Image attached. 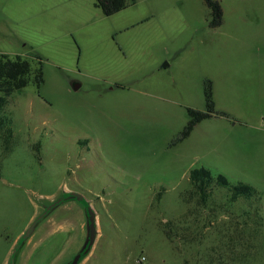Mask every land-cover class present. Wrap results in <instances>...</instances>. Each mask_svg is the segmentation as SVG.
Returning a JSON list of instances; mask_svg holds the SVG:
<instances>
[{"label":"rangeland","instance_id":"rangeland-1","mask_svg":"<svg viewBox=\"0 0 264 264\" xmlns=\"http://www.w3.org/2000/svg\"><path fill=\"white\" fill-rule=\"evenodd\" d=\"M219 1L213 27L205 0H135L110 16L96 0H0L13 118L0 138V264L64 187L99 217L83 264H264V0ZM202 166L257 193L233 201L214 185L202 203L189 177ZM60 217L22 264L68 252L80 226Z\"/></svg>","mask_w":264,"mask_h":264},{"label":"water","instance_id":"water-1","mask_svg":"<svg viewBox=\"0 0 264 264\" xmlns=\"http://www.w3.org/2000/svg\"><path fill=\"white\" fill-rule=\"evenodd\" d=\"M70 84L74 90L81 87V82L78 80H72ZM61 215H69L76 219L81 234L74 240L68 252L62 255L57 262L58 264L85 263L93 253L101 233L98 213L93 201H89L77 191L64 187L55 197L39 202L38 212L17 239L6 264H22L29 246L35 241L39 232L61 220Z\"/></svg>","mask_w":264,"mask_h":264},{"label":"trees","instance_id":"trees-1","mask_svg":"<svg viewBox=\"0 0 264 264\" xmlns=\"http://www.w3.org/2000/svg\"><path fill=\"white\" fill-rule=\"evenodd\" d=\"M135 0H96V7L100 8L104 15L110 16L127 8L129 3ZM206 5L211 10V26L218 27L223 22V8L219 0H205ZM204 96L206 101V111L209 114L216 112L213 95V84L211 80L205 81ZM9 103L7 95H0V138L13 134V118L6 111ZM7 139V140H8ZM190 182L194 187V194L199 196L202 203H205L210 196V189L214 185L226 187L231 191V199L237 200L239 197H252L257 191L247 183L239 182L233 184L223 174H214L211 169L204 166L194 168L190 171Z\"/></svg>","mask_w":264,"mask_h":264},{"label":"crops","instance_id":"crops-1","mask_svg":"<svg viewBox=\"0 0 264 264\" xmlns=\"http://www.w3.org/2000/svg\"><path fill=\"white\" fill-rule=\"evenodd\" d=\"M118 86H121V85L119 84ZM32 217H33V216H32ZM60 222H61V220H58V221L54 222L53 224H51V225L49 226V230H48V231L51 232V228H55V230H57L56 228H58V227H59V229H60V228H62V227H64V226H66L65 224H62V223H60ZM14 244H15V243H13L12 246L8 249V255H7L6 257H4V259H3V261H2L1 264H6V262H7V260H8V257H9V254H10V252H11V250H12ZM87 260H88V259H87ZM85 263H86V262H85Z\"/></svg>","mask_w":264,"mask_h":264},{"label":"built area","instance_id":"built-area-1","mask_svg":"<svg viewBox=\"0 0 264 264\" xmlns=\"http://www.w3.org/2000/svg\"><path fill=\"white\" fill-rule=\"evenodd\" d=\"M142 260H145V257H142Z\"/></svg>","mask_w":264,"mask_h":264}]
</instances>
